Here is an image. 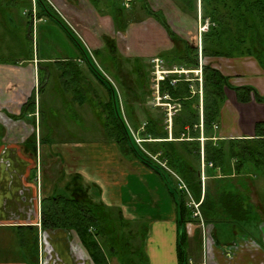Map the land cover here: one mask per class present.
I'll use <instances>...</instances> for the list:
<instances>
[{"label":"crops","instance_id":"0c3cea01","mask_svg":"<svg viewBox=\"0 0 264 264\" xmlns=\"http://www.w3.org/2000/svg\"><path fill=\"white\" fill-rule=\"evenodd\" d=\"M151 1L142 0L145 11L146 6L156 11L152 8ZM198 1L201 2L197 0V4ZM125 2L129 7L132 0ZM104 3L106 7L109 4L107 1ZM102 4L103 1L100 0L95 2L96 7L104 9L105 6ZM169 5L171 9L179 7L178 0H169ZM64 6L65 9L68 7L67 4ZM148 14L151 15L149 12ZM12 16L11 13V18ZM151 17L167 34L168 44L173 46L174 42L167 30L153 15ZM44 19L46 18H38L33 22ZM64 19L68 21L65 17ZM23 59V62L5 59L0 61V97L7 96L0 99L2 113L5 111L13 113L18 106L16 102H19L21 91H18V98H15L17 90L14 86L17 85L16 81L19 77L17 73L13 74V69L23 68L25 61L31 62L28 60L31 58ZM208 62L227 76L231 85L225 86V99L220 107L218 121L210 129V138L214 142L218 140L239 142L255 138L256 123L264 121V101L257 99V95H264V68L253 56L212 57ZM22 75L24 76V73ZM239 86L254 88L249 102L238 99L233 87ZM32 97L34 103V96ZM6 118L4 122H0L5 128L0 144V264H32L31 253L36 238L39 264H94L89 251L76 232L42 226V198L51 194V191L47 192L51 182L43 186L37 181L41 175L46 176L37 162L39 145L41 141L44 143L53 141L47 136L41 139L39 135L33 134L34 122L31 123L29 134L19 137L15 127H20L22 121L9 119L7 116ZM28 125L26 123L23 127L26 126L28 129ZM37 126H39L38 121ZM200 135L199 139L203 146L206 139L203 128ZM171 136L172 132L170 138ZM56 142L60 143V141ZM101 145L106 152L100 159H98V142L90 143L86 146L89 151L87 154L89 159H85L89 162L86 164L88 167L81 164L72 172L81 173L87 182L98 183L102 188L104 201L108 204H118L126 218L146 226L145 252L149 264H264V174L259 169L258 171L257 168L244 166L243 169L237 170L233 166L237 160L233 158L230 162L231 167L223 174L220 167L211 169L206 166L205 161L204 166L201 162L202 176L206 177L209 173L208 179L233 178L232 183L223 186L225 189L233 188L241 192V178H244L243 186L247 187L251 194V198H242V205L248 217L233 220L221 212L219 205L215 204L212 208H218L219 211L214 212L209 209L206 218L191 217L188 225H184L181 222L177 187L170 175L147 163L134 151L131 155L122 153L115 142L106 140ZM64 152L63 149L62 154ZM91 152L95 153L94 156ZM201 152L204 158L203 148ZM203 158L201 161L204 160ZM65 171L62 170L61 183H59L60 179L52 183L55 184L52 193L65 187L66 180L72 173ZM202 186V197L196 200L201 203L208 191L206 183L203 182ZM220 190L222 189H217V192ZM132 202L134 204H130ZM211 206L210 204L209 207ZM242 224L245 226L243 227ZM183 230L186 232L187 244L185 243L186 259L182 263L179 255V238ZM197 234L201 235L200 239ZM45 250L48 253H45ZM109 263L121 264L115 256L109 258Z\"/></svg>","mask_w":264,"mask_h":264},{"label":"rangeland","instance_id":"374dc122","mask_svg":"<svg viewBox=\"0 0 264 264\" xmlns=\"http://www.w3.org/2000/svg\"><path fill=\"white\" fill-rule=\"evenodd\" d=\"M49 1L56 11L68 20L67 22L83 41L87 54L74 44L65 29L52 19L46 17L44 20L33 22L39 16L35 14V19L32 20L31 0H13V5L9 0H0V57L5 60L22 62L23 58H31L28 59L31 62L23 63V68L13 67L15 71L13 74L17 73L19 77L16 81L17 85L14 86L17 90L15 98H18V91H21V97L19 102H16L18 106L15 112H8L4 109L5 113H2L3 111L0 110V122H4L7 119L6 116L9 119L22 121L20 127H15L19 137L28 135L32 128L31 123L34 122L33 134L39 135L41 139L47 136L53 141L51 143L41 141L39 145V160L37 162L46 176L40 174L42 183L41 177L37 181L43 186L47 182H51L47 192L51 191L52 194L55 185L52 183L59 181L58 179L61 183L62 170L72 172L81 164L87 166L86 164L89 162H86L85 159H89L87 155L89 151L86 146L95 141L98 142V159L106 152L101 145L106 140L117 143L122 153L132 154L133 149L127 140L119 138V133L122 132L121 128L117 124L112 127L111 123L115 121V116L111 108V93L92 72L88 58L102 70L117 89L119 111L127 122L136 147L142 152L144 149L148 151L150 153L148 155L153 161L155 160L151 155L156 156L164 163L166 162L171 170L182 177L178 170L162 158L158 146L144 144L145 139L140 135V132L143 131L144 123L148 118L161 117L163 125H165V111L163 108L153 105L150 60L155 56H161L165 57L166 66L179 65L173 62L172 57L179 52L183 44L181 42L174 43L173 46L168 44L167 34L158 22L146 12L147 10H144L142 0H132L129 7L125 0H100L103 1L104 9L96 7L94 0ZM104 1L109 3L107 7ZM191 1L192 8H188L185 2L178 0L179 7H174L175 9H171L169 0H152L151 2L152 8L166 17L173 31L188 39L192 45L197 42L196 45L201 51V35L205 31L200 28L206 23V20L211 24V18L204 17L201 2L198 1L197 4V0ZM64 4L68 5L66 9ZM33 7L36 13V6L33 5ZM122 12L123 16H119ZM11 13L13 18H11ZM111 44L116 48L115 51L110 47ZM165 54H169L171 57L163 56ZM205 62L208 61L203 58V65ZM136 66L144 68L143 78L139 75ZM182 66L187 67L184 64ZM70 68L80 69L78 73L76 72L78 77L74 76L72 71H70L71 73L67 72L64 77L62 76V73ZM196 85L198 84H195V90L198 89ZM192 95H198L199 105L197 107L202 115L204 90L202 94L196 92ZM31 96H34V106L29 103L33 101V99L31 101ZM2 98H7V96L2 95L0 99ZM179 101L181 102V100ZM25 104L28 106L23 113ZM180 104L182 108V102ZM181 108L176 112V115L183 113L184 110ZM37 121L39 126H37ZM26 123L29 124L28 129L26 126L23 127ZM176 131L178 132V127H176ZM56 141H60V143ZM61 141L65 142L61 143ZM80 145L84 147L81 148ZM177 147L192 159L197 158L195 155L198 152L195 147L192 146L189 149L178 144ZM63 149L64 154H62ZM189 150L194 153H190ZM92 154L94 156L95 153ZM208 174L204 178L201 176L202 183H206L210 192L209 200H216L217 189L232 183L233 178L231 180L229 178L208 179ZM171 179L179 189L177 179L173 176ZM239 186H241L240 183ZM240 193L244 199L251 198L247 187L242 186ZM185 194L190 218H194L197 208L189 204L190 196ZM104 203L120 207L118 204H108L106 201ZM199 209L201 216L197 217L199 219L206 218L202 206ZM129 221L132 222L131 230L134 232L142 226L136 220L129 219ZM186 224L188 225V221ZM248 225L249 223H247ZM242 226L244 227L245 224ZM196 236L201 238V235L197 234ZM138 240H135L136 245ZM143 243L142 250L145 252L146 241ZM45 253L48 251L45 250Z\"/></svg>","mask_w":264,"mask_h":264},{"label":"trees","instance_id":"16d2710c","mask_svg":"<svg viewBox=\"0 0 264 264\" xmlns=\"http://www.w3.org/2000/svg\"><path fill=\"white\" fill-rule=\"evenodd\" d=\"M9 1L13 5V0ZM181 1L185 2L188 8H192L191 0ZM94 2H98V0H94ZM34 3L37 9L36 15L39 18L48 17L62 26L74 44L87 54L83 41L69 22L56 11L49 0H34ZM34 3L31 0L32 17ZM201 3L204 9V17L211 18L209 29L201 35L203 58L208 61L212 57L253 56L264 68V0H201ZM146 7L147 11L167 30L173 42L183 44L179 52L172 57L173 62L179 65L184 64L187 67H197L200 51L198 45H192L188 40L173 31L165 16L153 11L149 6ZM119 16H123V12ZM110 47L113 51L116 50L113 44ZM113 55L115 56V54ZM164 56L169 58L170 55L166 54ZM136 59L139 58L136 57ZM0 61H4V59L0 57ZM88 62L92 72L111 93V108L115 116V121H112L111 124H113L112 127L117 124L121 128L122 132L119 133V138L121 140L126 139L133 149L132 151L144 161L172 177L169 171L151 159L148 151L144 149L145 152H142L136 147L127 122L119 111L120 104L117 89L102 70L91 62V59L88 58ZM136 67L139 75L143 78L142 71H144V68L142 66ZM70 71L76 76L80 69L70 68L68 71L63 72L62 76L64 77L67 72L71 73ZM203 75L202 117L203 133L206 137L203 146L199 139L201 136V111L197 107L199 97L198 95H192L189 84L186 82H181L176 86L166 84L162 87L163 92L168 90L172 97L181 100V110H184L180 115L174 116L171 138L169 131L165 129L166 125H163L161 117L148 118L144 123L143 131L140 132V135L145 139L144 144L148 146L156 145L160 148L162 158L166 159L167 163H170L169 165L179 171L194 197L198 200L201 199L203 192L201 147L204 151L203 159L206 166L211 167V169L220 167L224 174L231 167L230 162L232 159L236 158L237 161L233 163L235 169L240 170L244 166H250L259 169L264 174V121L256 123V137L253 139L239 142L232 140L214 142L210 138L211 135H209L210 129L218 121L220 107L225 99V86L231 85L229 84V78L210 62H205L203 65ZM233 88L236 90L240 101L249 102L252 99L251 91L254 90L253 87L239 86ZM32 99L31 96V101ZM257 99L264 101V95H257ZM29 103L34 106L33 101ZM24 106L23 113L26 111L28 104ZM176 127H178V132ZM4 134L5 128L0 123V144ZM177 144L189 149L192 146L195 147L198 152L195 155L197 158L192 159L186 153L183 154ZM189 152L194 153L190 150ZM243 179L241 178L242 186ZM221 188L223 189L218 192L216 200H209L210 192L206 191L201 203L204 214L206 215L209 209L214 212L219 211L218 208H212L215 204H218L221 212H224L233 220L247 218L248 213L242 205L243 195L233 188ZM62 190L63 192H61ZM177 192L182 215L181 222L185 225L190 220L186 194L180 189H177ZM101 195L102 188L98 183L87 182L82 174L78 172L70 174L63 189L42 198L43 228H64L76 232L89 251L94 264H110L109 258L111 256H116L121 264H149L148 256L142 250V244L146 241L144 225L138 231H132V222L124 217L122 209L118 206L113 207L105 204ZM210 204L211 207H209ZM136 239H139L137 245L135 244ZM37 240L36 238L34 241L31 253L33 256L31 258L32 264H39ZM185 243L186 232L183 230L179 238V255L182 263L186 259Z\"/></svg>","mask_w":264,"mask_h":264},{"label":"built area","instance_id":"2783aa9c","mask_svg":"<svg viewBox=\"0 0 264 264\" xmlns=\"http://www.w3.org/2000/svg\"><path fill=\"white\" fill-rule=\"evenodd\" d=\"M130 0H127V2ZM128 5V4H126ZM35 8L33 7V19H35ZM62 15V14H61ZM206 23L200 28L203 31H207L209 29V21L206 20ZM150 63L152 65V95H153V105L157 106L159 108H163L165 111V120L164 123L166 125V129L171 134L172 127H173V118L176 115V112L180 110L181 108V102L179 101V98H174L171 96L168 90H165L163 92L162 87L163 85H170V86H176L181 82H186L189 84L191 93L195 94L196 92H200V94L203 93L204 90V75H203V56L202 51L199 53V64L197 67H184L182 65H172V67L166 66L165 59L162 57H153L150 60ZM198 87L197 90H195V84ZM203 115H201V124L200 128H203ZM141 141V139H140ZM149 153V152H148ZM150 154V153H149ZM153 159L161 165L164 169L169 171L173 177L177 179L179 182V189L183 192L189 194L190 201L189 204L193 205L195 208V216H201V211L199 209L201 205V201L197 202L193 193L191 192L189 186L185 182V180L178 175L175 171L171 170L166 162L164 163L162 160L157 158L156 156H153ZM203 158V156H202ZM203 165H205L204 160H202ZM204 178V176H202ZM202 219V218H201Z\"/></svg>","mask_w":264,"mask_h":264}]
</instances>
